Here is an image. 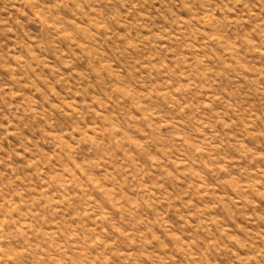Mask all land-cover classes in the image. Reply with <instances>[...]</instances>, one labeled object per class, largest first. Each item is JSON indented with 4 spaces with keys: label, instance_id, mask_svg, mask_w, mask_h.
Listing matches in <instances>:
<instances>
[{
    "label": "rangeland",
    "instance_id": "1",
    "mask_svg": "<svg viewBox=\"0 0 264 264\" xmlns=\"http://www.w3.org/2000/svg\"><path fill=\"white\" fill-rule=\"evenodd\" d=\"M0 264H264V0H0Z\"/></svg>",
    "mask_w": 264,
    "mask_h": 264
}]
</instances>
